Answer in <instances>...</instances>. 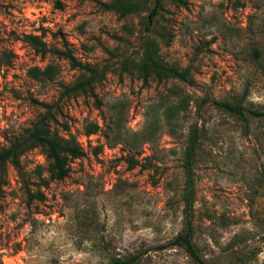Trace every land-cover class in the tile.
<instances>
[{
	"label": "rangeland",
	"instance_id": "rangeland-1",
	"mask_svg": "<svg viewBox=\"0 0 264 264\" xmlns=\"http://www.w3.org/2000/svg\"><path fill=\"white\" fill-rule=\"evenodd\" d=\"M154 6L121 18L96 0H0V53L13 54L0 71V148L44 113L35 100L57 101L60 85L80 76L57 51L106 68L98 101L78 94L54 108L52 130L75 135L87 151L65 179L39 185L48 166L39 147L22 155L20 171L7 166L0 264H110L132 255H140L135 264H199L169 244L184 226L183 161L194 125L195 244L207 264H264V117L212 102L264 111V0H163L152 16ZM146 35L167 63L189 68L191 81L144 85L122 71V61L139 60ZM49 64L58 66L53 80L28 74ZM88 122L100 130L86 136ZM127 157L138 164L129 168ZM36 191L45 197L30 200Z\"/></svg>",
	"mask_w": 264,
	"mask_h": 264
},
{
	"label": "trees",
	"instance_id": "trees-1",
	"mask_svg": "<svg viewBox=\"0 0 264 264\" xmlns=\"http://www.w3.org/2000/svg\"><path fill=\"white\" fill-rule=\"evenodd\" d=\"M59 1V0H57ZM163 0H109L102 2L96 0L99 6L104 10H110L125 18L129 15H140L148 9L149 3L154 2L152 8V16L158 13V8L162 6ZM59 6H61L59 4ZM150 22V17H147ZM149 30V29H148ZM26 38L34 46H45V42L39 35L28 34ZM167 42V41H166ZM44 50V48H42ZM160 45L157 39L146 35L141 39L139 60H126L121 62L122 71H131L143 82L144 85L150 81L163 82L170 79H178L181 81H191V73L189 68H179L175 65L167 63L160 55ZM59 55L67 59L71 65L81 71L78 79L70 84H61V94L57 101L48 103L35 100L45 111L41 114L32 125L23 133L15 137L7 146L0 148V198L2 196L3 187L6 184L7 166L12 165L18 171L21 170V157L27 151L39 147L45 155L48 162L47 175L44 176L38 171L39 185L47 186L50 181H59L65 179L71 170V162L74 159L84 157L87 151L78 140V138L69 134L68 136L60 135L52 130L51 122L56 120L54 108L59 109L60 101L66 96H75L78 94H88L98 101V95L95 92V86L103 80L106 68L103 66H95L89 63H82L73 53L66 47L57 51ZM255 55L259 52L256 50ZM13 54L0 53V71L12 63ZM131 65V68L129 65ZM28 74L38 81L53 80L58 74V66L49 64L42 68L40 66H32L28 70ZM214 105L223 109L244 116L247 112L252 116L264 117V111L247 109L241 102L232 103L229 101L213 100ZM100 130L99 122H88L85 125L86 136L95 134ZM148 138V137H147ZM150 140V139H149ZM199 146V131L197 125H194L188 138L185 149L183 168L185 173V184L183 189L182 200L184 203V226L180 233L169 243L182 246L187 253L199 264H207L202 257L199 248L194 242V202H195V171L194 163L197 149ZM101 145L95 148L94 153H98ZM129 168H134L138 161L133 158H126ZM41 165L38 166V169ZM44 193L36 191L29 192V199H43ZM167 245H164L166 247ZM140 255H132L126 258H115L110 264H135L139 261Z\"/></svg>",
	"mask_w": 264,
	"mask_h": 264
}]
</instances>
